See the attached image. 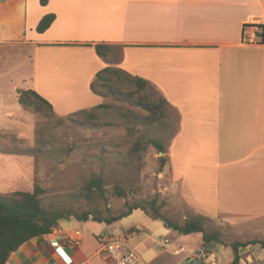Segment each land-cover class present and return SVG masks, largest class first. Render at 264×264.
Instances as JSON below:
<instances>
[{
    "label": "crops",
    "instance_id": "obj_1",
    "mask_svg": "<svg viewBox=\"0 0 264 264\" xmlns=\"http://www.w3.org/2000/svg\"><path fill=\"white\" fill-rule=\"evenodd\" d=\"M49 13L55 20L38 32ZM260 25L264 0H0V123L12 116L10 103L21 89L36 90L63 116L105 101L91 89L104 67L144 78L177 114L165 194L194 216L228 223L243 236L238 241L259 240L241 249L240 264H264ZM97 44L106 45L105 56ZM160 222L152 229L122 223L110 229L113 224L63 219L6 264H112L99 253L103 232L125 240L146 264L231 263L233 257L221 262L231 246L205 245L199 233L189 247L193 241Z\"/></svg>",
    "mask_w": 264,
    "mask_h": 264
},
{
    "label": "rangeland",
    "instance_id": "obj_2",
    "mask_svg": "<svg viewBox=\"0 0 264 264\" xmlns=\"http://www.w3.org/2000/svg\"><path fill=\"white\" fill-rule=\"evenodd\" d=\"M144 92L153 99L162 96L152 84ZM104 98L110 106L97 113L98 126L89 123L82 115L69 117V114L61 116L47 110L34 111L23 107L18 99H12V116L0 123V193L33 191L38 183L46 189V206L57 204L80 212L89 205L85 200L76 201L74 194L93 174L99 173L109 189L108 201L99 204L104 213L111 210L118 214L127 209L128 201L149 199L158 192L160 199L165 201L162 211L166 216L178 222L195 217L189 210L176 206L165 194L171 183L169 171L166 164L159 172L161 154L153 145L141 155H128L134 137L128 134L127 126L135 125L137 129L144 130L147 124L139 123L136 118L137 115H146L147 111L122 95ZM148 126L151 128L150 135L164 144L168 159L167 145L177 127L176 112L168 108L162 121ZM115 184L126 188V198L113 195ZM120 223L147 229L162 224L141 209L134 210L125 220L117 221L109 228L119 229ZM204 225L209 232L220 231L225 243L243 237L233 234L228 223L223 224L216 219L208 218ZM200 235L182 236L189 245L193 241L189 246L193 247ZM229 257H233L232 248L223 249L221 262Z\"/></svg>",
    "mask_w": 264,
    "mask_h": 264
},
{
    "label": "trees",
    "instance_id": "obj_3",
    "mask_svg": "<svg viewBox=\"0 0 264 264\" xmlns=\"http://www.w3.org/2000/svg\"><path fill=\"white\" fill-rule=\"evenodd\" d=\"M45 3L46 0H41ZM56 15L54 13L46 14L40 20L37 31L44 32L47 30ZM264 25L259 26L258 36L264 37ZM106 45L97 44L96 49L99 55L105 56ZM150 83L144 78L134 76L122 68L111 66L104 67L97 72L91 83V89L96 94L103 97L124 96L129 102L147 111L146 115H137L139 123L147 124L146 128H136L135 125L127 126L128 134L134 137L129 147L128 155H141L146 152L150 145H153L160 153L159 172H162L168 162L167 151L164 144L154 139L151 135V128L148 125L154 122H160L167 115V109L170 108L165 97L160 96L153 99L150 94L145 93ZM20 104L34 111H49L55 113L54 107L49 100L44 98L34 89H21L18 95ZM110 104L103 102L92 108L81 109L69 114L82 115L85 120L94 126L99 125L98 112L109 108ZM83 120V121H85ZM110 125V122H107ZM148 129V130H147ZM108 188L102 174L95 173L92 177L75 192L76 201H87L89 208L83 211H75L68 206H59L57 204L45 205L46 189L36 183L33 191L15 190L7 193H0V264H6L13 252L17 251L26 242L36 239L41 242L45 236L53 232L55 227L63 219L74 217L80 221L94 220L100 223L113 224L133 213L136 209H141L154 220H160L163 225L180 234L188 235L193 233H202L203 243L205 245L212 242H219L231 246L233 250V259L230 264H240L242 255L241 249L249 244H255L259 240L252 241H230L225 243L222 233L218 230L207 231L205 229V216H195L186 219L184 222H178L166 216L162 211L165 201L160 199L157 192L151 198L142 200L128 201L127 209L118 214L111 210L104 213L100 208L101 202L108 201ZM112 193L117 197L126 198L128 192L120 184H115ZM262 247L264 249V242Z\"/></svg>",
    "mask_w": 264,
    "mask_h": 264
},
{
    "label": "built area",
    "instance_id": "obj_4",
    "mask_svg": "<svg viewBox=\"0 0 264 264\" xmlns=\"http://www.w3.org/2000/svg\"><path fill=\"white\" fill-rule=\"evenodd\" d=\"M255 38L253 34L250 36L252 41ZM99 240L101 242L100 255L112 264H146L141 253L129 247L122 238L103 232L99 235Z\"/></svg>",
    "mask_w": 264,
    "mask_h": 264
}]
</instances>
